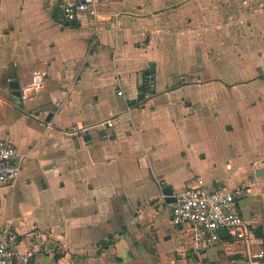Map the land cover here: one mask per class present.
<instances>
[{
  "label": "crops",
  "instance_id": "crops-1",
  "mask_svg": "<svg viewBox=\"0 0 264 264\" xmlns=\"http://www.w3.org/2000/svg\"><path fill=\"white\" fill-rule=\"evenodd\" d=\"M0 139L24 158L0 226L29 264H252L249 251L264 254V0H106L97 21L74 22L60 0H0ZM198 179L244 188L247 243L199 250L171 222L162 190Z\"/></svg>",
  "mask_w": 264,
  "mask_h": 264
},
{
  "label": "built area",
  "instance_id": "built-area-1",
  "mask_svg": "<svg viewBox=\"0 0 264 264\" xmlns=\"http://www.w3.org/2000/svg\"><path fill=\"white\" fill-rule=\"evenodd\" d=\"M106 0H60L62 17L66 22H74L81 15L94 21L99 19L101 6ZM116 19L118 16L113 15ZM153 83L147 76L141 87V101L152 99ZM86 129H71L70 135L84 134ZM24 158L8 140L0 139V201L4 187L20 174ZM245 193L243 187L232 191L206 185L198 179L175 196L171 209V222L175 226L190 225L199 250H208L220 241V231L233 241L247 243L249 228L238 208V201ZM33 253L20 251L15 235L0 226V264H29ZM264 258L262 252H248L249 262L259 263Z\"/></svg>",
  "mask_w": 264,
  "mask_h": 264
},
{
  "label": "water",
  "instance_id": "water-1",
  "mask_svg": "<svg viewBox=\"0 0 264 264\" xmlns=\"http://www.w3.org/2000/svg\"><path fill=\"white\" fill-rule=\"evenodd\" d=\"M152 72H153V70H150L149 72L148 71L145 72V74L152 73ZM9 86L12 87V88H14V89L17 88V85H16L15 82H10L9 83ZM15 95L17 96V95H19V93H15ZM49 117H50V115L48 116V118L46 119V121L49 120ZM162 194L165 197L166 202H168V203H174L175 202V198L172 197V191H171V189L169 187L164 188L162 190ZM220 236L221 237H226V232L224 230L220 231Z\"/></svg>",
  "mask_w": 264,
  "mask_h": 264
},
{
  "label": "rangeland",
  "instance_id": "rangeland-1",
  "mask_svg": "<svg viewBox=\"0 0 264 264\" xmlns=\"http://www.w3.org/2000/svg\"><path fill=\"white\" fill-rule=\"evenodd\" d=\"M236 1H237V4H238V0H236ZM230 18L231 19H229V20H231V22H238L240 20H244L243 19V16L241 17V15L239 14V12H236V13L231 14V17ZM245 21H247L246 18H245Z\"/></svg>",
  "mask_w": 264,
  "mask_h": 264
}]
</instances>
